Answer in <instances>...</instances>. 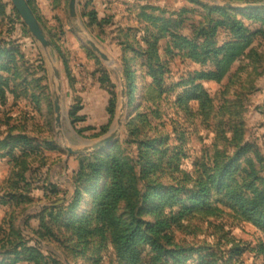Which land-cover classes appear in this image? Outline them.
<instances>
[{
  "label": "rangeland",
  "instance_id": "obj_1",
  "mask_svg": "<svg viewBox=\"0 0 264 264\" xmlns=\"http://www.w3.org/2000/svg\"><path fill=\"white\" fill-rule=\"evenodd\" d=\"M70 1L26 0L44 48L0 0V264H127L123 226L85 221L113 158L139 172L147 140L172 157L156 185L194 207L144 264H264V0H77L76 17Z\"/></svg>",
  "mask_w": 264,
  "mask_h": 264
},
{
  "label": "trees",
  "instance_id": "obj_2",
  "mask_svg": "<svg viewBox=\"0 0 264 264\" xmlns=\"http://www.w3.org/2000/svg\"><path fill=\"white\" fill-rule=\"evenodd\" d=\"M191 49L197 50V46L183 39ZM204 49V48H203ZM224 51V49H223ZM222 49L215 51L213 48L200 52L203 57H209L207 60H215L217 62V70L220 69L222 63L219 59ZM223 53V52H222ZM214 54L215 59L210 58ZM199 58L195 53L194 56ZM225 56H227V48H225ZM221 58H224L222 55ZM208 76H218L216 73L202 74L199 77L206 78ZM194 92V89L192 90ZM181 96L178 98L180 102ZM160 141L147 140L141 142V150L138 155V165L140 171L134 166L133 162H129L122 157L115 156L108 167L107 181L105 187L92 200L89 211L95 212L93 218L86 220V225L97 222V228L101 233L112 228L111 220L123 226L121 238L113 237V244L116 251L127 264H144L146 259L152 260L161 249H165V243L172 239L171 224L184 212H189L194 207L192 198H180V191L171 187L157 184L160 183L161 177L165 176L166 171L171 169L172 157L166 156L164 151H160ZM152 147V148H150ZM150 155V158H149ZM204 192V191H203ZM207 193V190H205ZM81 200L80 194L77 192L75 206ZM124 202L125 217H117V207ZM181 202V209L178 206ZM152 218L154 223L145 222L143 218ZM169 222L171 224L169 225ZM81 228V225H80ZM96 228V229H97ZM96 233V232H95ZM106 234H109L106 232ZM165 242V243H164ZM169 253V251H168ZM174 255L182 254V250H176ZM169 254H166L167 259ZM149 260V261H150Z\"/></svg>",
  "mask_w": 264,
  "mask_h": 264
},
{
  "label": "water",
  "instance_id": "obj_3",
  "mask_svg": "<svg viewBox=\"0 0 264 264\" xmlns=\"http://www.w3.org/2000/svg\"><path fill=\"white\" fill-rule=\"evenodd\" d=\"M14 8L17 10V12L20 14L22 20L29 28L30 32L32 33L33 37L44 47V48H50L51 44L46 39L44 32L40 25L38 24L35 16L33 15L29 5L27 4L26 0H11ZM77 0H71L70 1V12L72 17L77 16ZM88 44L91 46L94 52L99 54V56L104 60L108 61V57L101 51V49L91 40H88ZM125 96V92H122V97ZM55 112L57 113V123L60 122L61 119V105L59 103V99L55 101ZM122 126L121 118H119L114 127L112 128L110 134L103 139L93 143L92 145H89L87 148H85L86 151H98L101 150L107 146H109L112 142L115 141L119 129ZM77 154V153H76Z\"/></svg>",
  "mask_w": 264,
  "mask_h": 264
}]
</instances>
